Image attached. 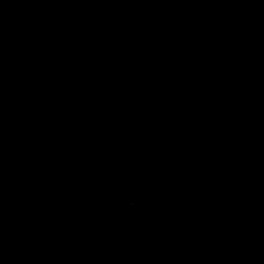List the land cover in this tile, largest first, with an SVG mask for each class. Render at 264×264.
Here are the masks:
<instances>
[{
    "label": "water",
    "instance_id": "1",
    "mask_svg": "<svg viewBox=\"0 0 264 264\" xmlns=\"http://www.w3.org/2000/svg\"><path fill=\"white\" fill-rule=\"evenodd\" d=\"M0 264H264V0H0Z\"/></svg>",
    "mask_w": 264,
    "mask_h": 264
}]
</instances>
